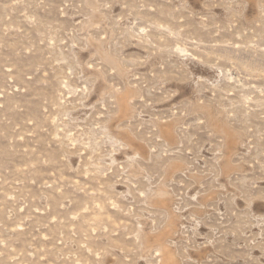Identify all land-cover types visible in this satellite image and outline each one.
Segmentation results:
<instances>
[{
    "label": "rangeland",
    "instance_id": "obj_1",
    "mask_svg": "<svg viewBox=\"0 0 264 264\" xmlns=\"http://www.w3.org/2000/svg\"><path fill=\"white\" fill-rule=\"evenodd\" d=\"M0 264H264V0H0Z\"/></svg>",
    "mask_w": 264,
    "mask_h": 264
},
{
    "label": "bare ground",
    "instance_id": "obj_2",
    "mask_svg": "<svg viewBox=\"0 0 264 264\" xmlns=\"http://www.w3.org/2000/svg\"><path fill=\"white\" fill-rule=\"evenodd\" d=\"M156 241V240H155ZM164 255H167L166 253H164Z\"/></svg>",
    "mask_w": 264,
    "mask_h": 264
}]
</instances>
